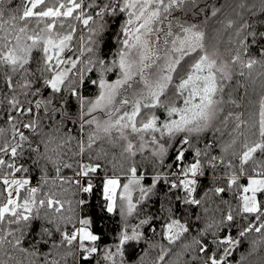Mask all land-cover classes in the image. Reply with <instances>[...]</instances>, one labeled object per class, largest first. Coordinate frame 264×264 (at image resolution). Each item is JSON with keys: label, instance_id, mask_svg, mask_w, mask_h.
Wrapping results in <instances>:
<instances>
[{"label": "snow or ice", "instance_id": "6c2138e0", "mask_svg": "<svg viewBox=\"0 0 264 264\" xmlns=\"http://www.w3.org/2000/svg\"><path fill=\"white\" fill-rule=\"evenodd\" d=\"M236 7L250 18L237 12L239 22L220 21L235 36L234 54L225 60L209 52L207 33L192 20L201 13L205 23L218 18L223 8L212 0H0V264H11L16 251L39 259L37 245L53 236L45 224L55 226L60 240L51 241L43 264H101V253L103 264H132L136 256L144 264L147 251L137 253V246L156 247L148 231L167 242L153 264H170V255L175 264H232L249 234H258L252 251L264 244V72L253 77L255 66L264 68V0H240ZM113 21L119 22L115 32ZM234 75L261 80L259 98L248 101L246 114L235 110L244 100L236 93L245 85H233ZM90 87L96 88L93 96L87 95ZM73 104L76 119L69 115ZM66 120L78 125V138L63 131ZM101 141L121 148L119 157L108 160L103 144L95 148ZM26 153L35 154L32 164L45 159L54 166L59 192L43 190L46 166L32 185ZM138 156L151 171L137 166ZM64 169L73 175H61ZM209 171L213 186L198 198ZM97 191L103 210L118 209L122 221L114 250L101 248L94 212L87 218L83 194ZM209 192L220 204L207 202ZM226 192L230 200L223 198ZM151 203L159 204L154 212L147 208ZM193 207L203 213L195 221L207 217L195 234ZM45 208L53 215L45 214L29 251L23 240ZM134 215L138 223L129 229Z\"/></svg>", "mask_w": 264, "mask_h": 264}, {"label": "trees", "instance_id": "16d2710c", "mask_svg": "<svg viewBox=\"0 0 264 264\" xmlns=\"http://www.w3.org/2000/svg\"><path fill=\"white\" fill-rule=\"evenodd\" d=\"M238 2H240V0H212V3L215 4L216 7H222L223 8V11L218 18H210L206 23L204 22L203 13H201L199 18H197L195 16H193V18H192V20H195L196 22H198V24H200L202 29L207 33L206 43L208 45L209 52L216 51L225 60H229L230 55L234 54V49L236 47L235 36L231 30H227V31L224 30V26L220 21H223V20H226L227 18H230V19H233L234 21L239 22L240 16H238L236 13L242 12V10L239 9L238 7H236ZM248 2L251 3L252 0H248ZM20 3H21V0H13V5H17ZM5 7H6V5H5ZM86 9L87 8H85V10ZM233 9H235V11H233ZM87 11H88V9H87ZM208 11H209V16H211V7L209 8ZM92 14L95 15L94 11H92ZM242 14L246 19L250 18L249 14L246 11L242 12ZM9 15H10V13H8L6 11L5 18H8ZM97 19H99V18H97ZM73 22L75 23V21H73ZM118 23H119L118 21L112 22V24H111L112 32H115L117 30ZM91 27H92V24H91ZM83 33H84V31H83ZM111 35H112V33H108V36H111ZM108 43H109V47H112V41L109 40ZM105 51L107 52L108 48H105ZM251 54L256 55V52L253 51ZM35 56L39 57L40 53L36 52ZM32 67L33 68L36 67V64L34 61H33ZM239 71H240V69L238 67L233 66V72L234 73H238ZM244 71H245V73H247L248 69H244ZM260 72H264V68L260 67L259 65L255 66V68L253 70V77H257V74ZM109 77H110V75H109ZM237 80H239L241 84L245 85V87H241L239 89L238 93H236L237 98L244 97V100H243L242 106L238 109H235V110L238 112H245V114H246V109L250 110V108H251V106L248 104V101L252 100L253 102H255L259 98L258 93L260 92L261 80L259 78H256L255 82L253 83L252 79L245 80V78H243V77H239L238 75H234L233 85H235V82ZM95 93H96L95 87H90L87 91V95H89V96H93V95H95ZM246 93H247V95H246ZM69 115L73 119L77 118V108H76L75 104H73L71 106V108L69 110ZM65 123H66V127L63 129V131L66 132L67 129H69V130H71L72 135L77 136V138H78V125L75 124L74 122H72L71 120H66ZM47 131H48V126L46 123L45 132H47ZM210 135L211 134H209V138H210ZM225 139H227V137H225ZM101 144H103V147L109 152V156L107 157L108 160H110L112 158L113 154L116 155L117 157H119L120 152L122 151L121 148H119V147L113 148L111 145H109L105 141H101L100 143H98L95 146V148L98 149L101 146ZM200 146L203 147V142H201ZM72 149L74 151L76 150V142L75 141H73V143H72ZM25 155H26L27 159L24 161V163L30 166V172H31V175L28 178L30 180H35L38 183L40 180V177L42 175L41 169L46 166L49 183L44 185L43 190L48 191V192H59L60 188H59L58 182L55 185L52 183V179L56 175L54 166L45 159H40L38 165L32 164V159L35 158V154L26 153ZM71 155H72L71 152H69L68 156L65 157V159H68L69 157H71ZM92 155L93 156L96 155L95 150H93ZM192 159H193L192 155L189 154L188 161L191 162ZM136 162H137V166L138 167L140 166L142 171H143L144 167H147L148 170L151 171V165H150L149 161L143 160L141 157L138 156V157H136ZM101 163L106 164L107 162L104 160H101ZM126 163L130 164V161L126 162ZM109 174H111L110 166H109ZM61 175L71 177L73 175V173H72L71 169H64L62 171ZM212 180H213V176H212L211 171H209L208 174L201 179V184L198 186V192H197L198 198L203 197L204 192L213 186ZM216 182L219 183L221 186H223L222 182L219 181V178H217ZM64 187H68V185H65ZM64 195H65V197H69L70 193H65ZM80 195L81 194L77 193V196L75 197V199L78 200L80 198ZM83 195L85 196V198L87 200V204H88L87 211H88L89 215L87 216V218L91 221L93 218L91 213L94 212L95 218H96L95 228L99 229V234L102 235V237H103V239L100 242L101 248L104 250H108V249L114 250L113 240L117 236L118 229L121 227V224H122L118 209L116 211H114L113 214H108L105 210H103L104 201L102 198V194L99 191H97L95 196H93L91 194H83ZM161 195H163V194H161ZM181 195H183V193H181ZM208 195L211 199L208 200L207 202L210 203L212 205V207H215L217 204H220L219 198H217L213 192H209ZM222 195H223V198L226 200L231 199L230 194L227 192L222 194ZM153 200L158 201L159 197H153ZM213 201L215 203H212ZM220 206L223 209V211H225V212L227 211L226 205H220ZM158 207H159L158 203H151L147 206L148 210L153 211V212L156 211ZM197 212H199L201 214V216L203 217V213H202L201 209H197L195 207L192 208L193 233L194 234L197 230L196 229L197 223H199L200 226H203L204 221L207 219V217H204L199 222L195 221V215ZM46 213H47L49 218H51L53 215L52 213L47 212V208L42 209L41 213H40L41 220L35 221L33 223V230L30 232V234L26 235L24 240H23L22 246L24 248H28L29 251H31L32 245L35 244L36 241L40 239L41 224L44 223V217H45ZM216 215L219 216V213H216ZM79 218H80V212H79V208H77V220H79ZM128 221H129V224H128L129 229L131 228V226L133 224L138 223V220L136 219L135 215L133 217H129ZM45 226L53 229V236L51 238L45 237V240L47 241V243L42 242V243L37 245V250L41 254L39 259H37V257H34V256H29L25 252L16 251V252H14L15 258L11 262V264H29V261H35L36 264H43L42 255L48 252V250L51 246V241L52 240H56V241L60 240V234L55 231L54 225L45 224ZM26 231H27V229H26ZM234 233H235V229L233 230V234ZM94 234H96V233H94ZM146 235L151 238V242L154 243L156 245V247L151 248L149 246L148 242H142L139 246H137L136 250H137V253H140L141 249H145L147 251V255L144 257V264H153L158 253L160 252L159 245L160 244L166 245L167 242L162 240L161 237L158 235L153 237L151 231H148L146 233ZM257 236H258V234H256V233L249 234V236L244 240L243 244L239 247V250L236 251L234 259L232 260V264H240L242 257H246V259L243 261V264H264V244L259 245V247L255 251L251 250V243L253 240L257 239ZM6 247L10 249V245H6ZM179 250L180 249L177 246V248L173 249V252L179 251ZM102 256H103V253H101L100 256L98 257L101 260V264H103ZM176 260H177V258L174 255L169 256L170 264H175ZM68 264H75V262L72 260H69ZM93 264H96L95 260L93 261ZM132 264H141L139 256L132 258ZM180 264H182V261L180 262Z\"/></svg>", "mask_w": 264, "mask_h": 264}, {"label": "rangeland", "instance_id": "374dc122", "mask_svg": "<svg viewBox=\"0 0 264 264\" xmlns=\"http://www.w3.org/2000/svg\"><path fill=\"white\" fill-rule=\"evenodd\" d=\"M86 11H87V9H86ZM181 15H184L183 13L181 14ZM187 15H191V13H188ZM193 18V17H192ZM193 21H195V20H193ZM198 23V22H197ZM89 27H91V22H90V24H89ZM80 28L81 29H83V31H84V35H86L87 36V34H88V29L87 28H84L83 27V25H80ZM80 33H78L77 34V36L79 35ZM154 39V38H153ZM213 52H216V51H213ZM211 53V52H210ZM216 54L219 56V57H221V55H219L218 54V52H216ZM70 55V54H69ZM222 58V57H221ZM110 75V77L109 78H111V79H114L115 77L112 75V74H109ZM136 195H138L137 193H133V196H134V198L136 197Z\"/></svg>", "mask_w": 264, "mask_h": 264}, {"label": "built area", "instance_id": "2783aa9c", "mask_svg": "<svg viewBox=\"0 0 264 264\" xmlns=\"http://www.w3.org/2000/svg\"><path fill=\"white\" fill-rule=\"evenodd\" d=\"M32 185L35 186L37 184V182L35 180H30Z\"/></svg>", "mask_w": 264, "mask_h": 264}]
</instances>
